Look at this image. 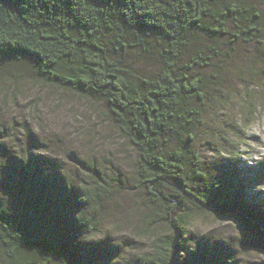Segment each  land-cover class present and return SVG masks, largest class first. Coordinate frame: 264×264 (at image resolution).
<instances>
[{
    "label": "trees",
    "instance_id": "obj_1",
    "mask_svg": "<svg viewBox=\"0 0 264 264\" xmlns=\"http://www.w3.org/2000/svg\"><path fill=\"white\" fill-rule=\"evenodd\" d=\"M241 42L264 44L253 0H0V70L21 63L44 87L98 98L133 147L145 216L167 227L142 264H232L203 246L177 257L192 214L214 206L239 210L264 234V208L241 197L239 175H208L189 118L193 101L220 86L221 48ZM131 54H155L158 66L141 72ZM82 163L92 184L75 185L28 155L4 166L0 264H113L121 256L117 243L89 241L104 177L95 161Z\"/></svg>",
    "mask_w": 264,
    "mask_h": 264
},
{
    "label": "rangeland",
    "instance_id": "obj_2",
    "mask_svg": "<svg viewBox=\"0 0 264 264\" xmlns=\"http://www.w3.org/2000/svg\"><path fill=\"white\" fill-rule=\"evenodd\" d=\"M253 1L263 12L264 26V2ZM199 46L197 41L188 54ZM221 49L220 86L210 88L207 97L193 101L190 108L194 146L211 178L237 173L241 197L264 208V44L241 42L231 50ZM129 59L141 72L158 66L155 54H131ZM169 140L173 144V138ZM22 155L47 171L61 169L75 185L86 179L92 184L82 161L96 162L104 185L98 186L100 197L91 209L98 226L89 241L117 243L122 252L113 264H142L157 234L167 232L161 219L145 216L149 202L137 185L135 151L119 135L104 102L44 87L17 63L0 70V172ZM245 220L239 210L220 206L194 212L183 237H178L184 249L179 261L203 246L226 255L232 264H264V234Z\"/></svg>",
    "mask_w": 264,
    "mask_h": 264
}]
</instances>
